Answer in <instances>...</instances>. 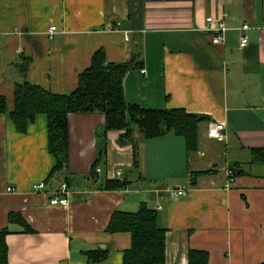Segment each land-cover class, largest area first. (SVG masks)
Wrapping results in <instances>:
<instances>
[{
  "label": "crops",
  "instance_id": "1",
  "mask_svg": "<svg viewBox=\"0 0 264 264\" xmlns=\"http://www.w3.org/2000/svg\"><path fill=\"white\" fill-rule=\"evenodd\" d=\"M225 14V43L213 45L206 20ZM244 25L250 43L241 48ZM100 49L107 63H132L123 82L128 103L209 117L191 152L181 137L144 140L136 131L138 171L132 146L110 132L101 174L129 181L118 191H101L90 178L105 145L103 114L69 116L68 164L55 173L47 117L26 133L9 117L24 59L30 84L64 95ZM0 96L7 101L0 230L10 232L9 264H90L83 254L98 248L109 252L98 264H124L132 237L107 228L114 212L135 213L143 203L167 230L166 264H189L190 250L208 252L209 264H264V163L254 162L255 151H264V0H0ZM216 124L224 125V140L209 136ZM41 182L45 189L35 191ZM64 183L69 205L50 206ZM178 188L187 196L172 198ZM12 214L34 233L10 222Z\"/></svg>",
  "mask_w": 264,
  "mask_h": 264
},
{
  "label": "trees",
  "instance_id": "2",
  "mask_svg": "<svg viewBox=\"0 0 264 264\" xmlns=\"http://www.w3.org/2000/svg\"><path fill=\"white\" fill-rule=\"evenodd\" d=\"M31 60L24 59L20 66L24 77L15 87V109L9 114L16 130L26 133L28 125L39 115L48 120V149L55 158L53 173L65 170L69 154V116L76 113L103 114L105 140L104 149L91 167L90 178L101 191H118L129 184L126 179L110 180L97 172L106 169L107 139L110 132H121L119 144L133 148V171L139 169V149L135 132L144 140H153L173 134L185 140L187 152L197 150L198 126L209 117L188 113L183 109L152 110L139 104L128 103L124 93V78L132 68V63H107L104 50L97 51L91 66L80 74L77 88L68 94L57 95L27 81ZM7 114V101L0 96V118ZM256 163H264V151H255ZM233 167L231 179L236 176ZM197 175L194 176L196 178ZM10 222L22 225L25 233H34L23 218L10 215ZM109 234L129 233L132 237L131 249L124 252V264H166V232L159 223L155 210L142 204L135 213L116 211L111 217ZM8 229L0 230V264H9L7 245ZM86 261L98 264L107 260L109 252L94 249L84 252ZM210 255L206 251L190 250L189 264H209Z\"/></svg>",
  "mask_w": 264,
  "mask_h": 264
},
{
  "label": "built area",
  "instance_id": "3",
  "mask_svg": "<svg viewBox=\"0 0 264 264\" xmlns=\"http://www.w3.org/2000/svg\"><path fill=\"white\" fill-rule=\"evenodd\" d=\"M225 17L226 14L224 15V18H221L219 20H215L213 17L207 18V28L206 31L212 34V44L213 45H223L226 40V34L229 30V28L226 26L225 23ZM249 29L248 25H244L239 28V31H241L242 36L240 38V46L241 48H245L248 46L250 43V40L248 36L244 35L245 31ZM57 31V27L53 26L49 30V37L52 39L54 33ZM225 130L224 125L221 124H216L214 125L210 130H209V136L213 139L216 140H224L225 135L223 131ZM97 172L101 174L102 169L98 168ZM117 176L122 175V170L119 169L116 172ZM35 191H43L45 189V183L41 182L38 183L34 186ZM8 192H15V188L9 187ZM187 196V191L183 189H176L171 193L172 198H182ZM49 204L52 207H66L69 205V199H68V186L67 184H63L60 188V191L53 197L50 198Z\"/></svg>",
  "mask_w": 264,
  "mask_h": 264
}]
</instances>
